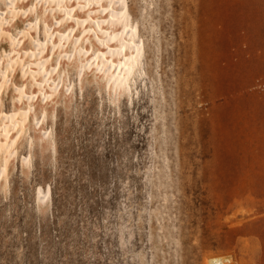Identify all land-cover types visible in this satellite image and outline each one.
Wrapping results in <instances>:
<instances>
[{"label":"rangeland","instance_id":"374dc122","mask_svg":"<svg viewBox=\"0 0 264 264\" xmlns=\"http://www.w3.org/2000/svg\"><path fill=\"white\" fill-rule=\"evenodd\" d=\"M125 4L144 72L117 99L62 59L70 90L33 99L42 126L0 181V264H264V0Z\"/></svg>","mask_w":264,"mask_h":264},{"label":"bare ground","instance_id":"6f19581e","mask_svg":"<svg viewBox=\"0 0 264 264\" xmlns=\"http://www.w3.org/2000/svg\"><path fill=\"white\" fill-rule=\"evenodd\" d=\"M0 1L5 7V11L0 12V38L6 39L9 46L8 53L0 62V181H7L9 164L18 159L17 144L21 137L26 136V128L31 119L32 124L40 125V121L46 116L45 108L42 109L41 118L36 116L33 99L36 97L47 103L53 99L52 96L61 93L59 90L67 77H64L66 74L62 76L59 73L62 59L72 62V65L75 61L79 72L86 67L96 70L117 98L123 94L128 95L136 80L143 74L144 49L138 31L129 21L125 0ZM19 15H32L33 18L27 17L30 22L25 23L23 32L17 29L11 34L9 26L15 25ZM50 18L51 22L48 24L46 21H50ZM64 23L71 27L61 29ZM25 42L29 43L31 49L24 46ZM54 55L56 60L53 62ZM15 74L24 79L26 86H19L14 82V76L17 77ZM28 84L35 86V89L29 90ZM8 88L15 92L14 99L17 102L24 101L25 105L22 106L21 103L7 114L3 111L2 95H5ZM62 88L61 90H70L68 86ZM41 134L45 138L49 137L50 132L43 130ZM51 142L49 146L54 145ZM19 143L21 146V141ZM29 158L28 156V159H22L21 162L26 163ZM49 195L50 192L39 193L37 198L43 201ZM207 260L209 264H225L229 258L213 256Z\"/></svg>","mask_w":264,"mask_h":264}]
</instances>
